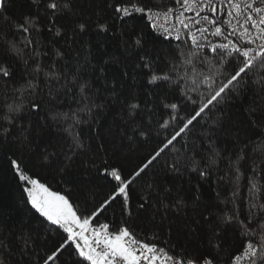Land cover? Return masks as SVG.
<instances>
[{
  "label": "trees",
  "instance_id": "16d2710c",
  "mask_svg": "<svg viewBox=\"0 0 264 264\" xmlns=\"http://www.w3.org/2000/svg\"><path fill=\"white\" fill-rule=\"evenodd\" d=\"M48 2L6 0L5 9L0 10V33H7L8 41L33 42L21 60L5 57L0 49V64L6 63L13 73L11 79L0 77V264H38L39 257L59 242L51 227L26 204L11 159L21 161L52 190L68 195L74 205L91 208L109 192L108 180L98 171L104 162L120 166L127 177L165 138L167 133L158 128L159 121L169 118L162 102L180 104L182 118L193 110V105L173 90V84L148 83L154 74H168L175 81L186 69L173 70L169 42L154 32L146 19L138 14L118 18L115 6L127 0H60L69 7L54 17L46 7ZM152 2L173 6V0ZM3 16L12 23H4ZM27 16L37 21L39 30L30 35L15 32L14 23H22ZM81 23L86 26L83 32L78 27ZM101 24L107 31L99 30ZM57 28L61 29L59 36L55 35ZM137 39L142 41L140 46ZM176 43L172 41V46ZM37 63L43 71L34 80L36 92L14 95ZM50 67L58 80L46 77ZM255 79V73L250 74L247 83L242 81L241 87L206 112L194 129L130 186L127 208L118 199L96 223L119 227L127 220L140 239H155L158 246L177 252L209 250L218 218L237 204L241 213L246 212L245 201L253 195L249 184L253 166L259 189L255 196H264V92L251 83ZM81 85L86 86L83 93ZM193 95L199 102L200 93ZM14 101L22 102L23 109L14 124H9L6 106ZM33 103L39 104L38 111L32 110ZM131 103L139 105L134 117L129 116ZM53 114L60 118L53 120ZM138 128L149 135L134 133ZM209 143L219 153L215 163L210 160ZM74 144L82 147L73 150ZM245 151L247 158L234 163ZM175 160L180 162V171L170 167ZM194 164L207 175L191 171ZM222 240L217 264H225L229 253H235L240 245L234 228L224 230ZM69 260L65 251L56 264H69Z\"/></svg>",
  "mask_w": 264,
  "mask_h": 264
},
{
  "label": "snow or ice",
  "instance_id": "6c2138e0",
  "mask_svg": "<svg viewBox=\"0 0 264 264\" xmlns=\"http://www.w3.org/2000/svg\"><path fill=\"white\" fill-rule=\"evenodd\" d=\"M5 2L6 0H0V10L5 9ZM46 7L54 17L67 9L69 4L61 3L60 0H49ZM114 11L121 20L133 14L140 15L149 22V27L154 32L169 42L172 68H185L184 75H178L173 81L168 74H154L148 83L163 81L173 84V90L179 91L183 100L193 105V110L188 117L182 118L180 104L167 100L162 102L169 118L159 121L158 128L167 133L165 138L158 141L157 147L143 157L127 177L120 166L104 162L103 168L98 171L108 180L109 192L101 203L91 208L82 209L74 205L68 195L52 190L39 177L30 174L21 161L11 159V169L22 186L26 204L42 217L41 222H46L53 234L59 237V242L53 245V250L39 257L38 264L39 261H42V264H56L65 251L69 253V264H217V257L223 245L222 232L227 228H234L239 234L240 245L235 253H229L225 264H264V196L258 199L255 196L259 191L254 179L257 175L255 166L252 168L253 179L249 180L253 195L245 201L248 205L246 212L241 213L237 204L223 213L209 239L207 251L192 252L182 249L177 252L175 248L158 246L155 239L142 240L131 229L127 220L122 221L119 227L109 222L96 223L118 199L122 200L127 208L130 186L145 175L180 138L194 129L206 112L221 103L227 94L241 87L242 81L247 83L250 74L256 75V79L251 83L259 85L261 92H264V0H173V6L167 7L154 4L152 0H127L126 3L116 4ZM161 18L163 23H160ZM3 20L6 24L12 23L7 16H3ZM13 26L15 32L29 35L39 30L37 21L30 16L25 17L22 23L15 22ZM78 27L81 32L86 30L83 23ZM98 27L102 32L107 31L103 24ZM60 34L61 29L57 28L55 35ZM6 37L7 33H0V49L5 57L11 56L21 60L27 55L26 49L33 44L30 39L20 44L14 40L8 41ZM172 41L177 42L174 47ZM135 43L140 46L142 41L137 39ZM59 55L60 53H57V56ZM177 60L179 64L175 63ZM205 68L208 69L206 72L203 71ZM42 71V66L37 63L30 78L14 90V95L20 93L23 97L25 94L31 96L35 93L38 85L34 80ZM45 75L49 80L59 79L51 67ZM12 76L9 66L6 63L0 64V77L7 80ZM202 88L207 91V95H204ZM85 90L86 86L81 85V92ZM49 91L51 92V88ZM196 93H200L199 102L194 98L193 94ZM6 107L5 119L9 124H14L16 114L22 111L23 104L14 101ZM85 108L88 112L91 111L87 106ZM138 108L137 103L129 104V116L134 117ZM38 109L39 104L33 103L32 110ZM59 118V114L52 115L53 120ZM169 128H172L171 132H168ZM8 132L9 129L5 128L4 133ZM133 132L142 137L149 135L144 128L133 129ZM80 147L82 145L74 144L73 150ZM209 148L212 152L210 160L215 163V157L219 156V153L211 143ZM261 151L264 153V148ZM246 158L245 151L238 155L234 163L239 164ZM179 164V160H175L170 167L173 171H180ZM190 170L199 171L201 177L207 175L206 171L199 170L195 164ZM236 172L239 178V168ZM261 173H264V168ZM141 207L144 205L141 204Z\"/></svg>",
  "mask_w": 264,
  "mask_h": 264
},
{
  "label": "built area",
  "instance_id": "2783aa9c",
  "mask_svg": "<svg viewBox=\"0 0 264 264\" xmlns=\"http://www.w3.org/2000/svg\"><path fill=\"white\" fill-rule=\"evenodd\" d=\"M160 23H163V18H161Z\"/></svg>",
  "mask_w": 264,
  "mask_h": 264
}]
</instances>
